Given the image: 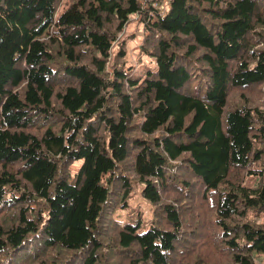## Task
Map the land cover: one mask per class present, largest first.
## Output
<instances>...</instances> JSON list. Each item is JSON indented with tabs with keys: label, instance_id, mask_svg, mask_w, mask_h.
Masks as SVG:
<instances>
[{
	"label": "trees",
	"instance_id": "trees-1",
	"mask_svg": "<svg viewBox=\"0 0 264 264\" xmlns=\"http://www.w3.org/2000/svg\"><path fill=\"white\" fill-rule=\"evenodd\" d=\"M136 189L143 230L110 218ZM193 194L213 239L191 259L179 203ZM179 252L264 255V0H0V264Z\"/></svg>",
	"mask_w": 264,
	"mask_h": 264
},
{
	"label": "rangeland",
	"instance_id": "rangeland-1",
	"mask_svg": "<svg viewBox=\"0 0 264 264\" xmlns=\"http://www.w3.org/2000/svg\"><path fill=\"white\" fill-rule=\"evenodd\" d=\"M63 6V4H62ZM61 6V8H62ZM156 6V3H155ZM160 9H164V4L160 3L157 6ZM141 26H138L137 23V19L136 20H132L130 25L128 26L127 30V36H131L132 37V41L130 43H128V58H129V62H131V64H133L134 60H136L137 56V47L139 46V42H140V36H139V32H141ZM147 59H143V63H146ZM79 163H74L71 166L72 171L74 172L77 168H78ZM140 189H136L133 191V193H131V195L129 196V198L126 201L127 206H119L117 208H115L111 214H110V218L113 220H116L117 222L124 224L126 222H134V220H139L141 222L142 225V230L143 229H147L148 227L151 226L152 221H153V208L152 206H150L149 203H147L146 201H144L140 194H139ZM176 194H172L170 195V200L173 201L174 199H177V197H175ZM193 202L190 201L191 203H194V205L190 206V203L185 201L183 202L180 199V203L179 205L186 207L185 209H183L182 211V216L184 215L185 217V221L187 222V224H184L183 228H182V236L185 237L188 240V244H184L187 249L190 251L189 255L190 258L194 259L196 258L197 254L192 255L193 252H195L197 250V248H200V244L203 243V241L207 242L208 239H213L211 231H210V227L211 224L209 223V221H207L206 223V216L208 217L209 213L207 212V206L206 203H204V208L199 209V207L197 205L200 206L199 203V196L197 195V198L195 199L196 194H193ZM190 200V199H189ZM196 202H198V204L196 205ZM208 214V215H207ZM195 216H198L197 218ZM210 219V218H208ZM132 220V221H131ZM184 221V223H185ZM193 228H197V235L199 236H192L191 235V230ZM141 231V230H140ZM212 237V238H211ZM207 246V245H206ZM201 251V248H200ZM180 254L177 253V256ZM184 255L185 252L183 253ZM188 256H184L182 257V255H179V260L182 259V263H184V261L187 260ZM204 260L206 258L207 262L210 260L209 258H215V257H207L206 255L203 256ZM215 259H217V262H215V264L218 263V261L220 262V264H224L226 259L217 256ZM185 264V263H184ZM256 264H264V255L261 257L256 258Z\"/></svg>",
	"mask_w": 264,
	"mask_h": 264
}]
</instances>
